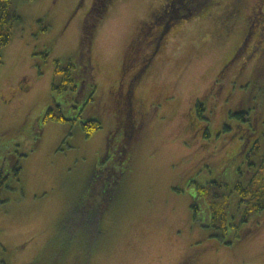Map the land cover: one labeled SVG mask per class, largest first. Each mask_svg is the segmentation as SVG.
<instances>
[{"label":"rangeland","instance_id":"rangeland-1","mask_svg":"<svg viewBox=\"0 0 264 264\" xmlns=\"http://www.w3.org/2000/svg\"><path fill=\"white\" fill-rule=\"evenodd\" d=\"M96 1L16 0L23 21L1 52L0 170L14 160L22 170L6 166L0 260L264 264V211L242 223L233 192L223 228L213 224L203 198L193 208L206 183L233 187L239 167L245 185L250 178L244 162L228 164L248 134L247 123L230 115L249 109L264 131V0H219L160 45L156 20L166 0H112L95 34L96 89L77 65V87L67 82L60 91L55 71L77 61ZM149 57L137 86L140 124L123 167L106 155L108 140L126 110L120 96ZM200 99L202 115L194 112ZM50 108L67 121L45 123ZM91 118L101 129L87 137L82 124ZM119 168L124 174L114 181Z\"/></svg>","mask_w":264,"mask_h":264},{"label":"trees","instance_id":"trees-1","mask_svg":"<svg viewBox=\"0 0 264 264\" xmlns=\"http://www.w3.org/2000/svg\"><path fill=\"white\" fill-rule=\"evenodd\" d=\"M112 0H97L94 6L89 11L81 32L80 50L76 55V62L73 60L67 68L58 66L55 71L54 88L62 90L68 89V84L72 89L77 86L73 77L74 70L77 65H80L77 74L86 77L89 82L96 88L95 77L93 75V60L92 51L95 42V34L104 21L108 8ZM219 4V0H166L163 9L159 13L156 24L161 28L159 33H156L157 44L164 40L170 30L183 23L198 17L204 10L214 7ZM16 0H0V67L3 65L2 49L9 46L15 36L16 29L22 24V17L19 15L16 6ZM151 57L146 59V66L149 64ZM145 65V64H144ZM143 65V66H144ZM64 75L62 84L58 85L56 79L60 75ZM140 77H143L140 72ZM66 83V84H65ZM137 106V104H136ZM140 102H138V113L133 115L126 104L124 113L119 114L120 122L111 133L108 140L106 155L114 154L116 162L120 166L127 167L132 154V142L134 133L138 130L140 122L135 119L140 114ZM205 112V105L200 99L196 105V113L202 115ZM250 110L231 113V117L240 119L247 123V137L240 152H237L229 160L228 164L234 161H242L248 167L250 178L245 185L242 182V177L247 172H242V168H238V181L230 187L228 183L222 181H210L205 186H201L198 196L195 197V204L193 208L199 210V199L203 198L209 207V212L213 220V224L223 228L228 227V207L230 204V197L233 192L238 193L239 206L243 209L242 223H247L251 216L259 214L264 211V131L257 128L256 120L249 118ZM67 121L61 110L59 112L50 108L47 112L44 122ZM82 127L87 137H91L96 131L101 129V122L97 118L86 120ZM226 128V127H225ZM252 137L256 140L251 144ZM226 164V167L229 165ZM114 181L124 174V169H114ZM227 188L228 190H225ZM0 264H7L0 260Z\"/></svg>","mask_w":264,"mask_h":264},{"label":"flooded vegetation","instance_id":"flooded-vegetation-1","mask_svg":"<svg viewBox=\"0 0 264 264\" xmlns=\"http://www.w3.org/2000/svg\"><path fill=\"white\" fill-rule=\"evenodd\" d=\"M95 4V3H94ZM94 6V5H93ZM139 64V63H138ZM146 66V64L144 66L139 64V67L136 68L137 73L133 74L131 82L129 83L128 89L126 91V93L124 94V96L122 95V97L120 96L121 100L125 101V105H128V108L130 109V112L133 113V115H137L138 113V102H140V98L136 95L137 94V86L139 85L138 82H140L141 77H140V72H142L141 70H143V68ZM93 75L95 77V72H94V68H93ZM96 86V85H95ZM96 89V88H95ZM120 100V105L123 107V102ZM199 101V100H198ZM197 101V102H198ZM137 104V106H136ZM197 105V103H196ZM196 105L194 107V112L196 111ZM137 119V118H135ZM136 122L138 123V120H136ZM25 157H27V155H24ZM6 163V161H5ZM3 164V169L0 170V191L4 188L3 187V183L4 180L10 175L7 174L6 171V166H8V164ZM9 166L11 167V170L16 171L17 173H19L22 170V167L20 165V161L18 160H14L13 162H10ZM196 261V257L192 258H187L185 259L181 264H194V262Z\"/></svg>","mask_w":264,"mask_h":264}]
</instances>
